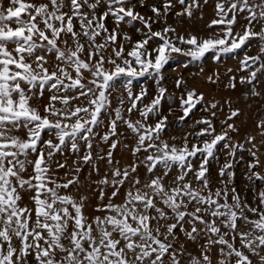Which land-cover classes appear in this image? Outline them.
<instances>
[{
    "label": "snow or ice",
    "instance_id": "obj_1",
    "mask_svg": "<svg viewBox=\"0 0 264 264\" xmlns=\"http://www.w3.org/2000/svg\"><path fill=\"white\" fill-rule=\"evenodd\" d=\"M137 4L152 15L141 14ZM200 5L201 0H0V264H264V163L256 135L246 137L252 146L245 175L251 203L237 190L232 171L243 145L232 142L230 133L239 128L229 121L240 110L230 108L219 131L212 119L201 118L195 124L202 127L170 143L163 138L167 116L159 114L167 89L143 107L148 90L132 89L133 81L162 77L174 56L198 61L255 42L259 53L240 60L247 75L239 83L261 96L256 85L264 75V0H216L208 28L220 31L206 38L180 35L167 24L169 15L191 19ZM238 17L245 20L242 32L235 31ZM136 23L143 27L136 29L141 39L133 41L120 29ZM236 79L229 78V87H236ZM182 86L178 79L176 87ZM45 93L47 103L35 106ZM203 101L195 89L182 91L180 120ZM134 111L140 116L135 121ZM120 123L134 137L131 155L137 158L124 167L114 158L120 137L129 139L118 131ZM101 127L106 131L99 132ZM256 128L264 138V119ZM97 138L108 145L106 153L93 154ZM219 147L226 158L218 170L220 186L214 187L209 161ZM68 153L76 157L71 167ZM100 161L107 170L94 181L99 202L88 215L89 197L69 190L79 191L84 166L99 175Z\"/></svg>",
    "mask_w": 264,
    "mask_h": 264
},
{
    "label": "rangeland",
    "instance_id": "obj_2",
    "mask_svg": "<svg viewBox=\"0 0 264 264\" xmlns=\"http://www.w3.org/2000/svg\"><path fill=\"white\" fill-rule=\"evenodd\" d=\"M147 3L150 5L152 3H158V0H147ZM215 3L216 0H208L207 3H204V0H201V5L199 9H194L193 17L188 19L187 17H176L174 15H169L167 18V24L174 27L180 35L188 36L196 35L200 38H206L210 35H215L219 33V26L209 29L208 24L212 19L215 18ZM179 6L177 7V10ZM137 11H140L141 14L145 16L152 15L150 11L141 9L139 4H137ZM202 17V18H201ZM107 26L111 29L114 25L109 19ZM245 20L242 17H238V22L235 26V31L242 32L240 25L244 24ZM164 26L161 22L160 24L153 25V30L158 31ZM143 26L139 23L129 27L127 25L121 26V31L130 35L133 41L141 39V33L137 32V28H142ZM169 35H173L169 33ZM151 46V45H150ZM259 53V48L253 46L248 48L244 47L234 53H213L209 52L206 56L198 61H192L188 57L184 56H174V58L169 62L168 65L162 70V77L160 76H151L144 77L139 80L133 81L132 89L134 93H139L141 88H146L148 90V96L144 99L143 103L139 106L143 107L144 104L150 103L153 97L158 93L160 88L167 89L166 98L162 101V104L159 109V114L167 116V128L163 133V138L168 140L170 143L175 142L180 143L181 138L186 134L192 132L195 128L202 127L201 125H196L195 121L201 118L212 119L215 123L217 130L219 131L221 122L227 117L231 109H239L240 116L235 118L230 123H235L239 128L238 133H230L232 137V142L235 144L243 145L241 150L236 152V155L233 159V169L235 173V185L237 190L242 196L246 195L248 202L251 203L253 200V192L251 186L247 184L245 175L247 172V165L252 161V156L249 152V149L252 147L247 143L246 137L249 135H256L257 147L260 149L258 155L262 163H264V143H261V138L257 133L256 122L264 119V75L259 76V84L256 85L257 90L261 93L259 97H253L250 93L251 85L240 84L239 78L241 76L247 75L246 72L240 70V60L243 59L244 55L249 56L257 55ZM229 69L232 71L229 72ZM219 74L218 79L216 75ZM213 77L215 83L209 81L208 77ZM235 76L237 79L235 81L236 87H229V78ZM182 79L183 86L182 88L176 87V81ZM195 89L197 93H202L204 96V101L201 104H198L195 109L190 113L189 117L184 121L180 120V117L183 115L182 109L179 106V97L182 91H188ZM245 93H248L247 98H245ZM118 93H114V96H118ZM48 94L45 93L43 99L39 104L35 106H40L47 103ZM126 96V94H125ZM230 101V105L226 102ZM212 102H217L216 109H210L209 105ZM116 106V101H113V107ZM128 106L126 101L125 108ZM209 109V110H205ZM215 111V118L211 117L210 112ZM124 115L127 117V113ZM131 119L133 121L140 119L138 112H133L131 114ZM157 119L156 114H152V119L150 123H155ZM106 131L105 128L101 127L99 132L103 133ZM119 132H123L129 139L125 140L124 137H120V145L114 152V158L120 161V166L124 167L130 165L136 157L131 155V145L134 143V137L127 131L126 126L123 123L119 124ZM22 135V133H21ZM176 137L175 141H172L170 138ZM44 139H49L47 134H44ZM113 140L117 137H112ZM191 140L192 137L190 136ZM129 144V148H125L124 144ZM108 150V145L103 144L97 138V141L94 142L93 154L97 152L106 153ZM47 151V149H45ZM146 155L144 153L140 154V158ZM215 159L209 161L210 169V178L214 181V187L220 186L218 170L220 166L225 162L226 150L222 147H219L216 152ZM56 159L64 160V156L57 155ZM76 159L71 153L67 154V163L69 167L73 165V161ZM100 166V174L97 175L94 172H91L89 166H84L83 171L80 175V187L77 192L75 188L70 189L69 191L72 195L79 197L80 195H86L89 197V201L86 202L88 207H86L85 212L88 215L94 214L92 205L97 204L99 201L97 199L98 193L94 191L97 185L94 181L100 179L104 174L106 169V163L103 161L98 162ZM65 170L60 169L59 175L63 177ZM91 172V175H90ZM138 173L141 179L144 178L145 169L141 166L138 169ZM110 192V190H109ZM28 197L25 194V202H27ZM106 202V200H105ZM191 247V246H190Z\"/></svg>",
    "mask_w": 264,
    "mask_h": 264
}]
</instances>
